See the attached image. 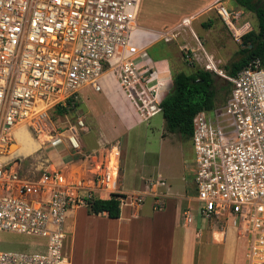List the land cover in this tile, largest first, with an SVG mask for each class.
<instances>
[{"label":"built area","instance_id":"built-area-1","mask_svg":"<svg viewBox=\"0 0 264 264\" xmlns=\"http://www.w3.org/2000/svg\"><path fill=\"white\" fill-rule=\"evenodd\" d=\"M139 1L0 0V232L44 241L41 252L0 251V264H71L64 252L68 213L89 200L120 194V206H141L150 195L155 209L164 207L159 177L148 192L120 191L116 146L73 177L43 166L20 177L21 156L12 155L14 126L47 119L51 108L76 100L86 87L101 92L106 69L141 120L161 111L162 85L151 84L136 44ZM217 12L228 26L240 18L222 5ZM223 77L230 84L225 101L192 121L195 201L203 218L226 220L246 240L248 264H264V69L254 61ZM76 126L84 128V121ZM68 131L70 148L84 155L75 130ZM62 136H49V144L57 147Z\"/></svg>","mask_w":264,"mask_h":264},{"label":"rangeland","instance_id":"rangeland-1","mask_svg":"<svg viewBox=\"0 0 264 264\" xmlns=\"http://www.w3.org/2000/svg\"><path fill=\"white\" fill-rule=\"evenodd\" d=\"M261 1L264 3V0ZM154 3L157 10L152 9L148 15L157 21L144 23L136 18L142 28H145V24L153 27L147 30L142 29L140 32L148 31L149 33H139L141 38L136 40H140L142 45L146 46L139 51H142L149 59L163 60L167 63L169 72L166 73L168 80L165 84L167 89L164 91H167L164 92V96L171 87L174 73L183 71L190 74L199 67L214 73L217 90L215 104L216 106L222 104L228 96L224 88L227 81L223 77L227 75L226 66L240 58L242 46L241 37L237 39L236 33H233L220 19L217 12L220 4L210 7L208 17L203 15L199 19L182 21L166 16L169 10L161 8L159 0H155ZM193 3L194 0H176L177 8L180 5L190 9ZM232 5L231 0H225L226 10L229 13L232 11L236 13L237 5L234 4L233 8ZM239 14L241 17L235 21L236 28L244 22H249L251 28L256 30V18L253 13L243 9L242 14L240 12ZM209 18L213 20V23L210 27H205L204 25L209 23ZM136 44H140L139 41ZM140 62L142 63V60ZM144 67L142 65L141 69ZM99 83L102 86L101 92L97 93L86 87L74 100L75 102L66 106L62 113L58 111L56 105L48 111L47 119L31 121L27 130L33 139L41 143V147L26 158L20 157L19 176L22 177L23 173L29 174L42 166L49 170L62 168L69 177L84 175L88 163L92 165L99 163L108 154V150L116 146L120 152V190H125L126 196L134 197L139 192H148L150 185L159 177L165 181L164 189L167 192L183 193L185 197H188L185 199V204L192 214V225L205 230L208 222L199 214V204L194 199L196 192L193 182L194 154L191 140L181 137L178 133L167 132L161 111L147 121L141 120L109 70H105ZM114 96L120 97L122 102L118 98L117 101L113 100ZM121 103L123 113L119 109L122 107ZM78 119L84 121V128L79 129L76 126ZM25 123L28 125V122ZM70 127L75 130L80 141L81 153L88 155L87 160L81 154L76 155L75 150L70 148L67 142ZM57 133L63 136L61 143L54 147L49 144L48 139L49 136ZM150 197V195L145 197L143 206L151 205ZM128 207L135 206L122 205V210ZM85 209L84 206H79L69 211L67 217L68 234L64 252L68 259L71 258L72 264H79V262L74 252L75 248L72 246L71 229L85 214ZM218 222L223 228L229 224L226 220ZM176 237L178 238V234ZM43 243V240L34 237L7 231L0 232V251L41 252L39 244ZM237 244L242 249L245 244L246 248V240L241 236ZM245 250L240 251L245 253L247 251ZM247 263L248 261L245 264Z\"/></svg>","mask_w":264,"mask_h":264},{"label":"crops","instance_id":"crops-1","mask_svg":"<svg viewBox=\"0 0 264 264\" xmlns=\"http://www.w3.org/2000/svg\"><path fill=\"white\" fill-rule=\"evenodd\" d=\"M154 1H139L138 21L142 20L144 23L157 21V19H151L148 15L152 9L157 10ZM159 1L161 8L169 10L168 13L166 12V16L175 17L177 20L182 21L199 19L203 15L208 17L212 7L219 4L224 6L225 4V0H202L201 3V0L199 2L194 0V3L190 6L191 8L188 9L180 5L177 8L176 0ZM231 1L233 2V8L237 4L234 0ZM195 3L196 5H194ZM237 10L236 13L233 11L232 13L240 15V12L242 14L243 8L239 5H237ZM235 21L237 20H234L231 26L226 25L236 35H243V33L253 30L249 22H244L239 28H236ZM208 22L207 27H210L213 20L209 18ZM145 25L146 30L153 28L150 24ZM138 27V31L145 29L141 26ZM247 27L248 30H246ZM144 32L149 33L148 31ZM138 41L140 50L146 47L142 45L140 40ZM140 52L144 54L142 51ZM141 60L149 71L152 84L160 83L162 85L160 92L164 94L167 91H164L167 89L165 87L168 80L166 73L169 72L166 61L152 60L146 55H143ZM114 97L113 100L115 101H117V98L120 99L118 96ZM121 106L119 109L123 113L122 103ZM92 151L94 152L95 149L93 148ZM82 156H85L87 160L88 155ZM160 190L166 192V196L163 197L164 207L162 209H155L153 197H150L152 203L149 207L143 206V203L141 206L128 207L122 210L121 205L120 217L117 219L108 218L106 213L89 214L85 209V214L71 229L72 246L75 248L74 252L78 257L77 262L79 264L246 263V252L242 253L240 251L246 249L245 244L243 249L241 246L238 247L237 240L240 236L235 227L229 223L226 228H223L219 226L218 221L207 220L208 225L205 230L195 228L192 225V214L185 204V199H188V197H185L183 193L175 194L162 188ZM120 191L125 192V190ZM185 214L191 217L190 222L186 220ZM176 234H178V238ZM69 259L72 264L71 258Z\"/></svg>","mask_w":264,"mask_h":264},{"label":"trees","instance_id":"trees-1","mask_svg":"<svg viewBox=\"0 0 264 264\" xmlns=\"http://www.w3.org/2000/svg\"><path fill=\"white\" fill-rule=\"evenodd\" d=\"M234 1L241 8L255 15L257 28L241 36L240 58L226 66L228 76L236 75L238 71L248 67L254 61H258L259 65L264 67V3L261 0ZM224 88L228 95L230 84L227 82ZM216 95L212 71L198 67L190 74L183 71L174 73L171 87L160 102L166 131L178 133L181 137L190 139L194 116L198 112L214 109ZM73 102H75L74 99H67L64 104L57 105L58 111L62 113L66 106ZM122 196L113 194L109 199L89 200L87 212L95 215L106 213L108 218L117 219L120 217L119 197Z\"/></svg>","mask_w":264,"mask_h":264},{"label":"bare ground","instance_id":"bare-ground-1","mask_svg":"<svg viewBox=\"0 0 264 264\" xmlns=\"http://www.w3.org/2000/svg\"><path fill=\"white\" fill-rule=\"evenodd\" d=\"M140 31H138V33H145L143 31L142 32ZM138 38H141V37H138ZM43 108H44V103H40L38 106V110L43 109ZM25 122L26 121H23L19 125L14 126L12 130L14 141H15V144L12 148V155L22 156L23 158H26V156L32 154L33 152H35L41 147V143L33 139L31 134L27 130V124ZM77 208L78 206L74 207V209H77Z\"/></svg>","mask_w":264,"mask_h":264}]
</instances>
